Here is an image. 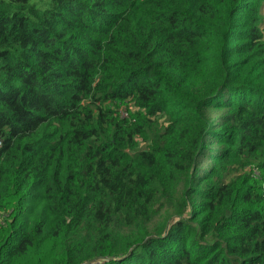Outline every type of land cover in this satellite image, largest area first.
<instances>
[{
	"label": "trees",
	"instance_id": "16d2710c",
	"mask_svg": "<svg viewBox=\"0 0 264 264\" xmlns=\"http://www.w3.org/2000/svg\"><path fill=\"white\" fill-rule=\"evenodd\" d=\"M262 8L0 0V264H264Z\"/></svg>",
	"mask_w": 264,
	"mask_h": 264
},
{
	"label": "rangeland",
	"instance_id": "374dc122",
	"mask_svg": "<svg viewBox=\"0 0 264 264\" xmlns=\"http://www.w3.org/2000/svg\"><path fill=\"white\" fill-rule=\"evenodd\" d=\"M260 26H261V30L264 33V8H262V14L260 17ZM123 117H125V115H122ZM211 155H207L204 157V161H206L205 163V167H209L212 166L213 164H215V161L212 160L210 161V159L212 157H210ZM200 164V163H199ZM204 164V162L202 163ZM202 164H200L202 166ZM248 166V167H245ZM197 169L200 167H196ZM250 173V175H254L255 179H259L260 178V171H259V161H255L252 164H242L241 167L239 168V166H235V168L233 170H231V174L235 175L236 178L243 176L244 174ZM197 200H194V206L198 203H196Z\"/></svg>",
	"mask_w": 264,
	"mask_h": 264
}]
</instances>
